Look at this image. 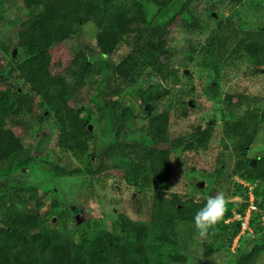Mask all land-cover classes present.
Masks as SVG:
<instances>
[{
    "label": "trees",
    "instance_id": "16d2710c",
    "mask_svg": "<svg viewBox=\"0 0 264 264\" xmlns=\"http://www.w3.org/2000/svg\"><path fill=\"white\" fill-rule=\"evenodd\" d=\"M20 1L28 12L17 32L14 68L23 83L3 81L6 69L0 63V177L27 168L34 162L36 153L43 150L44 138L35 145L33 152L6 121L30 106L35 96L43 110V118L51 119L57 129V145L80 163L73 169L52 165L50 175L95 176L109 167L108 159L124 151L130 160V172L124 178L135 187L137 218L119 213L115 228L95 229L88 222L74 226L71 211L65 209L54 215L56 223L50 225L51 209H42L46 202L45 192L29 187L27 196L18 204L0 206V264H166L162 250L155 249L178 245V223L194 224L195 213L207 199L194 200L170 192L172 151L206 149L213 136V127L197 125L188 134L164 137L174 99L159 68L136 50L137 37L133 33L136 29L146 32L152 40L149 49L154 51L158 61L167 64L175 49L167 45L163 34L150 28L153 21L164 28L177 21L187 28H199L207 27L210 20L217 19V14L208 8L204 22L192 8L197 0L186 1L173 16L169 15L173 0ZM184 12L189 19L181 15ZM88 22L96 28L93 44L83 31ZM221 28V23L211 28L201 47L205 64L217 70L234 66L241 59H250L256 68L264 66V29L256 36L240 37L234 31L225 35ZM127 40L126 50L118 56L112 72L121 84H140L135 95L144 106L161 103L149 116L148 123L155 134L148 135L147 144L130 139L132 108L121 99L108 97L96 105L98 120L102 118L108 122L112 138L110 143L102 144L100 136L97 138L95 131L88 129L78 113L76 103L82 102L78 87H82L97 69L96 64L85 62L89 56L97 51L111 57ZM59 45L63 55L55 50ZM235 97L227 94L226 102ZM236 99L234 104L239 102L241 106V95ZM178 100L182 107L187 104L184 98ZM261 122H264V108L247 106L221 128L224 135L236 138L234 149L238 158L232 173L249 182L260 180L264 188V157L254 168L244 169V155L252 146ZM91 154L98 157L96 162ZM246 190V187L234 190L238 200L234 203L236 209L231 211L234 204L229 203L223 216L225 221L228 219L226 226L230 230L228 247L241 230V221L230 218L234 214H244ZM252 191L258 205L262 194L258 187ZM249 225L254 232V242L251 248L242 249L241 242H246L245 234L249 231L240 235L233 251L237 252L234 264H264V239L258 238L262 232L259 212L251 216ZM223 236L222 232L221 241ZM167 258L172 264H187L184 254L170 252Z\"/></svg>",
    "mask_w": 264,
    "mask_h": 264
},
{
    "label": "rangeland",
    "instance_id": "374dc122",
    "mask_svg": "<svg viewBox=\"0 0 264 264\" xmlns=\"http://www.w3.org/2000/svg\"><path fill=\"white\" fill-rule=\"evenodd\" d=\"M186 1L188 0H173L169 15L173 16L179 12ZM192 8L204 22L207 21L206 10L212 8L213 14H217V19L210 20L207 27L203 25L199 28L184 27L179 21L166 28L158 21H153L150 27L163 34L167 45L175 49V54L168 59L167 64L158 61L154 51L149 49L152 40L146 32L136 29L133 33L137 37L136 50L159 68L160 74L164 75V83L170 87L174 99L168 131L164 137L169 139L188 134L197 125L213 127V136L206 149L172 151L170 192L194 200L223 192L229 203L236 204L238 200L234 190L237 187H246L248 196L249 186L254 183V187H258L262 194L257 200L258 208L264 209L262 182L260 180L249 182L232 173V167L238 158L234 149L236 138L224 135L221 128L226 121L240 115L247 106L264 108V66L256 68L250 59H241L234 66L215 70L204 63L200 52L210 29L215 28L218 23H221L222 33L225 35L234 31V34L240 37L248 34L256 36L258 31L264 29V0H197ZM27 12L20 0H0V63L6 69L3 81L23 83L14 68L16 57L14 47L17 32L22 27ZM181 15L186 19L190 18L185 12ZM83 31L93 44L96 32L93 24L86 23ZM127 42L128 40L111 57L102 56L97 51L89 56L85 62L96 64L97 69L86 78L82 87H78V97L82 100L76 103L78 113L86 122L88 129L94 130L97 138L100 136L102 144L110 143L112 138L108 131V122L102 118L98 120L96 105L108 97L121 99L132 108L130 139L147 144L148 135L155 134L148 123L149 116L154 108L161 106V103L144 106L142 100L135 95V89L140 84H121L112 72L118 56L125 52ZM55 50L63 55L60 45L55 47ZM227 94L236 97L241 95L242 105L239 106V102L234 104L237 101L236 97L233 101L226 102ZM178 98H184L187 104L182 107ZM43 115L38 98L34 96L30 106L23 108L18 116L6 120L7 125L22 137L31 151L35 152V145L41 138L45 140L43 150L36 153L35 160L30 166L0 177V206L4 203L18 204L27 196V188L37 187L38 192L46 194V202L42 209L46 207L48 210L51 209L48 221L50 225L56 223L54 215L65 209L71 211V223L74 226L88 222L95 229L103 226L108 229L115 228L119 213L136 219L135 187L124 178L130 172L128 155L124 151L115 153L106 161L109 167L95 176L52 177L50 175L52 165L73 169L80 163L57 145V129L52 120L43 118ZM42 118L43 120H39ZM91 157L95 162L98 160L93 154ZM262 157L264 122L260 123L256 138L244 155V169L254 168ZM200 182L203 183L202 186L199 185ZM49 204H53L55 208ZM235 204L230 207L231 211L236 209ZM226 223L222 218L204 238L198 235L194 224L178 223V245L159 246L155 250H162L166 264H172L167 258L170 252L184 254L187 257V264H234L237 252L233 253L230 245L229 247L226 245L230 232ZM263 234L262 227L258 238L264 239ZM253 235L254 232L245 234L246 242H241L242 249L251 248L254 242Z\"/></svg>",
    "mask_w": 264,
    "mask_h": 264
},
{
    "label": "clouds",
    "instance_id": "9594fccd",
    "mask_svg": "<svg viewBox=\"0 0 264 264\" xmlns=\"http://www.w3.org/2000/svg\"><path fill=\"white\" fill-rule=\"evenodd\" d=\"M229 200L223 192L209 195L201 207L194 215V226L201 238L207 236L209 230L215 226L224 216Z\"/></svg>",
    "mask_w": 264,
    "mask_h": 264
},
{
    "label": "built area",
    "instance_id": "2783aa9c",
    "mask_svg": "<svg viewBox=\"0 0 264 264\" xmlns=\"http://www.w3.org/2000/svg\"><path fill=\"white\" fill-rule=\"evenodd\" d=\"M255 184L253 183V185L249 186V193L246 199L247 205L244 211L243 215L240 214H234V216L232 218H230V220L232 219H238L241 221V230L240 232L234 237L232 244L230 246V250L234 251L235 247L238 245V239L240 237V235H242L243 233H245L246 230H248L249 232H252V227L249 225V220L251 218V216L255 213V212H259L260 213V220H261V225L263 227L264 230V210H261L258 208V205L255 203V198H254V194H253V188H254ZM228 221V219L226 220Z\"/></svg>",
    "mask_w": 264,
    "mask_h": 264
},
{
    "label": "water",
    "instance_id": "95a60500",
    "mask_svg": "<svg viewBox=\"0 0 264 264\" xmlns=\"http://www.w3.org/2000/svg\"><path fill=\"white\" fill-rule=\"evenodd\" d=\"M202 184H203V183H202V182H200V184H199V185H200V186H202Z\"/></svg>",
    "mask_w": 264,
    "mask_h": 264
}]
</instances>
